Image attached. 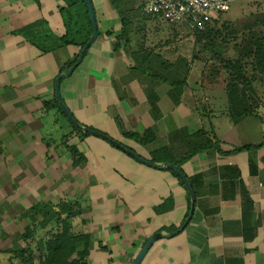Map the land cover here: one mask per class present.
Returning <instances> with one entry per match:
<instances>
[{
	"label": "crops",
	"instance_id": "crops-1",
	"mask_svg": "<svg viewBox=\"0 0 264 264\" xmlns=\"http://www.w3.org/2000/svg\"><path fill=\"white\" fill-rule=\"evenodd\" d=\"M92 2L98 36L60 83L81 124L149 161L159 151L173 159L184 155L200 130L223 151L264 139V119L259 125L248 115L234 122L226 114L225 89L202 82L201 63L166 43L169 31L142 11L140 0ZM66 4L0 0V175L10 176L16 204L27 190L25 208L48 201L49 194L57 197L52 201L90 206L88 222L78 216L76 228L93 235L88 264H132L156 231L167 236L154 242L141 264H264V146L230 154L210 148L184 162L188 176H200L198 196L191 221L171 235L185 221L191 198L171 168L161 167L169 161L148 165L100 136L72 132L58 108H45L44 101L55 97L57 76L80 46L43 52L19 30L43 19L62 36L60 8ZM147 130L154 138L144 143L126 134ZM69 145L83 155L76 165ZM26 171L46 179L30 189L20 178ZM168 197L173 200L157 210Z\"/></svg>",
	"mask_w": 264,
	"mask_h": 264
},
{
	"label": "trees",
	"instance_id": "trees-1",
	"mask_svg": "<svg viewBox=\"0 0 264 264\" xmlns=\"http://www.w3.org/2000/svg\"><path fill=\"white\" fill-rule=\"evenodd\" d=\"M66 2V6L60 8L66 25V32L62 36L55 35L50 28L49 23L43 19L37 20L19 30V33L23 34L30 43L38 46L43 52H49L59 46L71 43L80 46L79 51L74 57L69 59L63 66L60 71L61 73L68 71L77 61L83 46L88 41L93 31L88 9L84 0H66ZM78 3L83 7V10H80ZM221 15L222 14L207 21L203 28L194 32L195 45H197V48L194 49L192 53L191 61L201 63L202 82H205L212 87L221 86L225 89L228 100L226 114H228L234 122H239L248 115H258L257 109L259 107L260 98L254 82L256 80L255 74L264 76V33L262 35L252 36L249 41L250 47L242 49V56L226 57L219 53L213 55V52H210V50L207 51V48L213 46L216 40V30L214 29V26ZM155 18L159 19V21H165L158 17ZM253 24H257V22H254ZM225 27H228L227 23H225ZM249 30H252L251 26L249 27ZM167 42H171L170 38L166 39V43ZM179 62L180 64H183V66H187L188 64V60L181 56ZM164 63L172 65V63L167 60H164ZM249 64H251L253 70V74L251 75L247 72ZM179 85L182 87V83ZM44 106L46 109L52 107L58 108V110L67 118L61 108L56 93L53 101H44ZM71 113L73 114L72 111ZM71 125L73 128L72 132H80L82 135H88V133L75 127L73 123H71ZM126 134L138 139L141 143L154 138V133L151 130H147L141 134L136 132ZM64 137V140L66 141L67 135ZM195 137L196 141L194 142L193 147L190 151L184 153V155L177 159H173L169 158L166 154H163V151H159L151 158L153 164L163 162L164 160L172 163L174 162L182 169V164L184 162L190 159L194 154L205 149L216 148L222 154H230L245 149L260 148L264 146L263 139L258 143L243 145L230 151H223L219 147V142L214 141L209 132L200 130L195 134ZM69 149L73 154L74 164H78L83 158V155L75 145H69ZM169 170H171L186 187L184 180L180 177L178 172L172 168ZM185 175L190 179L195 195L198 196L195 184L200 176H188L186 173ZM188 195L190 198L189 192ZM172 200L171 197L166 198L164 203L160 205V207H157V210H164L166 208V202H171ZM190 204L191 201L189 199V206L185 219L189 213ZM89 210L90 206H83L79 200L74 201L65 198L55 201H38L31 204L21 213V217L27 221V225L22 229L21 238L26 241L33 238L37 241L39 246V260L37 263L34 261L31 255L30 244L25 248L20 247L21 250L18 253H15V255L21 257L27 264H88L90 244L93 240V235L88 231L76 230L73 220L80 216L82 223L88 222L89 219L85 216V212H88ZM43 232L45 236H43Z\"/></svg>",
	"mask_w": 264,
	"mask_h": 264
},
{
	"label": "rangeland",
	"instance_id": "rangeland-1",
	"mask_svg": "<svg viewBox=\"0 0 264 264\" xmlns=\"http://www.w3.org/2000/svg\"><path fill=\"white\" fill-rule=\"evenodd\" d=\"M263 17L264 0H236L232 2L230 10L224 12L214 26L216 40L213 46L207 48V51H212L213 55L219 53L226 57L242 56V49L250 47L249 41L252 36H258L264 33ZM160 22L169 31L170 45L176 46L191 59L194 49L197 48L194 35L196 30L191 28L190 24L186 22H180V24L165 21ZM254 22H257V24H253ZM225 23L228 24V27H225ZM250 26L252 30H249ZM247 69L249 75L253 74L251 64L248 65ZM255 75L256 80L254 85L259 93L260 101L257 109L258 115L252 116L260 125L262 119H264V76H260V74ZM224 102H227L226 96H224ZM62 117L67 121L64 116ZM20 178L26 186L29 185L30 189L37 184L41 185L43 180L45 181L46 179V177L37 175V173L36 175L28 173V171ZM21 195L23 196L20 198L24 202L19 199L21 203L18 206L15 201L18 196H14L13 194L10 176L0 175V264H27L21 257L16 256L15 253L21 250L20 247L25 248L28 244L31 245V255L34 261L37 263L39 260V246L37 241L33 238L27 241L21 238L22 229L27 225V221L21 217V213L26 209L23 203L30 202L27 190L25 194ZM49 195L48 198L50 199L48 201L57 198L55 196L51 198ZM40 196L42 197L41 194ZM78 219L79 217H76L73 220L76 228L79 227ZM42 234L45 236L44 232Z\"/></svg>",
	"mask_w": 264,
	"mask_h": 264
},
{
	"label": "water",
	"instance_id": "water-1",
	"mask_svg": "<svg viewBox=\"0 0 264 264\" xmlns=\"http://www.w3.org/2000/svg\"><path fill=\"white\" fill-rule=\"evenodd\" d=\"M84 2L86 3L87 9H88V13H89V17H90V20L92 23L93 31H92V34L89 37L88 41L83 46L77 61L70 67V69L68 71L60 73L55 80L56 96L58 97L61 108H62L63 112L65 113V115L67 116V118L70 120V122L73 123L74 126L77 127L78 129H81L83 132H86L88 134L100 136V137L106 139L107 141L111 142L112 144H114L116 147L122 149L123 151H125L129 155L133 156L137 160L144 162L148 165H153L152 161H149V160L143 158L141 155L136 153L134 150L124 146L122 143H120L119 141H117V140L113 139L112 137L106 135L105 133H103L97 129H93V128H90L88 126L81 124L79 122V120L71 113L69 106L64 102V100L62 98L61 85H60L61 79L64 77L70 76L72 74L74 69L79 65V63L86 56L90 46L95 41V39L97 38L98 33H99L97 18H96V13H95V8L93 5V2H92V0H84ZM161 167L162 168H172L178 172L180 177L184 180V183L186 185V188H187V190L190 194V198H191L190 210H189V213H188L185 221L182 223V225L178 229L172 231V233H171V235H175V234L181 232L188 225V223L191 221V219L193 218V215L195 212L196 195H195L193 185H192L190 179L185 175V173L183 172L181 167H179L178 165H176L175 163H172V162L163 163L161 165ZM164 236H167V234L163 233V231H156L153 234H151L147 238V240L144 242V244L142 245L141 249L139 250V252H138V254H137V256L134 259L132 264H141L144 257L146 256L148 250L152 247L154 242L156 240H158L159 238H162Z\"/></svg>",
	"mask_w": 264,
	"mask_h": 264
},
{
	"label": "built area",
	"instance_id": "built-area-1",
	"mask_svg": "<svg viewBox=\"0 0 264 264\" xmlns=\"http://www.w3.org/2000/svg\"><path fill=\"white\" fill-rule=\"evenodd\" d=\"M142 11L171 23L186 22L194 30L231 8L236 0H140Z\"/></svg>",
	"mask_w": 264,
	"mask_h": 264
}]
</instances>
